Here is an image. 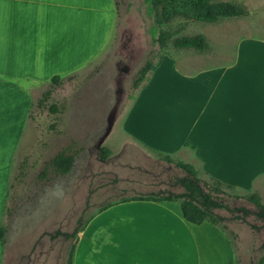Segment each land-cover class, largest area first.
<instances>
[{"label":"crops","instance_id":"1","mask_svg":"<svg viewBox=\"0 0 264 264\" xmlns=\"http://www.w3.org/2000/svg\"><path fill=\"white\" fill-rule=\"evenodd\" d=\"M115 8L114 0H0V209L32 89L93 62L110 40ZM122 130L262 200L264 39H238L230 59L179 65L164 55L127 108ZM75 241L72 264H236L222 225L190 223L170 200L106 203Z\"/></svg>","mask_w":264,"mask_h":264},{"label":"rangeland","instance_id":"2","mask_svg":"<svg viewBox=\"0 0 264 264\" xmlns=\"http://www.w3.org/2000/svg\"><path fill=\"white\" fill-rule=\"evenodd\" d=\"M116 1L114 29L102 53L62 77L59 85L47 82L32 89L28 120L14 148L0 209V226L6 230L0 264H66L76 240L74 231L102 205L183 191L179 179L184 171L122 130V118L139 91L132 89V79L153 48L159 27L149 0ZM219 1L238 4L248 14L214 23L176 18L162 27L174 36L203 34L207 48L178 49L169 40L163 53L179 65L198 58L230 59L238 39H264V0ZM46 90L51 94L42 100ZM102 147L108 149L104 158ZM65 148L75 155L71 171H48L41 177L48 160ZM173 159L188 162L180 156ZM192 164L200 177L210 180L197 163ZM226 189L231 194L222 198L226 208L215 210L219 225L232 240L236 264H257L264 256V226L254 204L241 197L244 192ZM261 201L264 204V194Z\"/></svg>","mask_w":264,"mask_h":264},{"label":"trees","instance_id":"3","mask_svg":"<svg viewBox=\"0 0 264 264\" xmlns=\"http://www.w3.org/2000/svg\"><path fill=\"white\" fill-rule=\"evenodd\" d=\"M154 12L155 24L159 27L156 37L153 39L154 46L147 54L143 64L137 70L132 79V89L138 90L147 80L149 73L153 67L165 55L163 49L167 46L168 41L171 40L175 48H188L197 51H203L207 48V41L203 34L196 35H181L174 36L173 33L164 29L162 25L171 22L176 18H181L186 22H207L214 23L222 18L241 17L248 14V11L242 6L230 1L219 0H149ZM115 6L117 1L114 0ZM184 27V24L180 25ZM179 29V28H178ZM174 36V37H173ZM61 77L55 75L50 79L53 85H59ZM50 90L43 93L42 100L49 98ZM52 110L56 111L57 107L52 105ZM108 153L106 147L100 149V154L104 156ZM164 160L173 163L176 167L184 171V175L179 179L183 191L180 193H168L166 196L150 197V196H132L121 198L114 202H124L135 199H149V200H170L179 203L182 216L190 223L200 224L204 221H209L218 224L221 217L215 213L217 209L226 208L222 198L224 196H231L226 188H232L223 182L210 177V180L202 178L198 175L197 170L193 165L175 160L169 155H162ZM75 162V155L69 151L68 148L62 149L52 156L44 165L40 172L41 177H46L48 171L59 175L68 174ZM241 197L253 203L256 207L255 215L261 220L264 226V204L260 196L255 193H245ZM111 203V202H109ZM108 203V204H109ZM224 229V227L222 226ZM82 230V226L74 231L73 234ZM5 228L0 226V241L2 247L5 245L4 233ZM65 237H70V234L65 233ZM75 242L72 244L68 253L66 264H72V257L75 248ZM257 264H264V256L257 262Z\"/></svg>","mask_w":264,"mask_h":264}]
</instances>
